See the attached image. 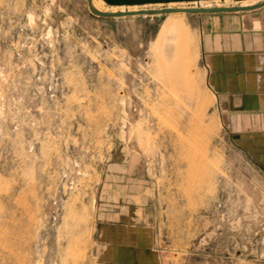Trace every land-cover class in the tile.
Returning <instances> with one entry per match:
<instances>
[{"label": "rangeland", "instance_id": "rangeland-1", "mask_svg": "<svg viewBox=\"0 0 264 264\" xmlns=\"http://www.w3.org/2000/svg\"><path fill=\"white\" fill-rule=\"evenodd\" d=\"M169 3L135 10L241 5ZM203 16L0 0V264H264V172L206 86Z\"/></svg>", "mask_w": 264, "mask_h": 264}, {"label": "crops", "instance_id": "crops-1", "mask_svg": "<svg viewBox=\"0 0 264 264\" xmlns=\"http://www.w3.org/2000/svg\"><path fill=\"white\" fill-rule=\"evenodd\" d=\"M198 14L205 15L199 45L206 86L237 144L264 172V5Z\"/></svg>", "mask_w": 264, "mask_h": 264}, {"label": "water", "instance_id": "water-1", "mask_svg": "<svg viewBox=\"0 0 264 264\" xmlns=\"http://www.w3.org/2000/svg\"><path fill=\"white\" fill-rule=\"evenodd\" d=\"M104 4L106 5H116V6H137V5H145V4H151V3H156V4H165L169 2H180V1H185V2H194L198 0H101ZM232 1H238V0H232ZM264 5V0L258 1L253 3L252 5L249 6H223V7H218V6H209V7H194V8H184V7H159V8H149V9H137V10H122V11H99L90 4V0H86V6L90 13L92 15H97L101 17H115V16H123V15H132V14H151V13H160V12H166V11H184V12H223V11H231V10H237V9H248L256 6Z\"/></svg>", "mask_w": 264, "mask_h": 264}, {"label": "bare ground", "instance_id": "bare-ground-1", "mask_svg": "<svg viewBox=\"0 0 264 264\" xmlns=\"http://www.w3.org/2000/svg\"><path fill=\"white\" fill-rule=\"evenodd\" d=\"M227 1H231V0H227ZM256 1L257 0H238L237 2H241V6H249V5H252L253 3H255ZM194 2H203V0H198V1H194ZM90 4H91V6H93V8H95V9H97L99 11L103 10L102 7L104 5H103L101 0H94L93 3L90 2ZM167 4H170V3H167ZM110 6H112V8H113L112 11H118V10H116V7H117L116 5H110ZM123 6L124 5L119 6L120 7V11L124 10ZM127 7L134 8V9H131V10H135V8H136L135 5L127 6ZM159 30H160V33H159L160 35H164V34H166L168 32H171V33L174 32V34L175 33L179 34V33L182 32L180 25L176 24L175 22L173 23L171 21L163 23L160 26Z\"/></svg>", "mask_w": 264, "mask_h": 264}, {"label": "clouds", "instance_id": "clouds-1", "mask_svg": "<svg viewBox=\"0 0 264 264\" xmlns=\"http://www.w3.org/2000/svg\"><path fill=\"white\" fill-rule=\"evenodd\" d=\"M259 23H260L259 21H255L254 22V27H257L258 28L259 27Z\"/></svg>", "mask_w": 264, "mask_h": 264}]
</instances>
